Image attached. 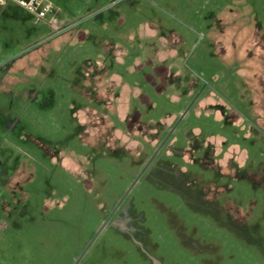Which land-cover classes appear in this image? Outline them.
<instances>
[{
	"label": "rangeland",
	"instance_id": "374dc122",
	"mask_svg": "<svg viewBox=\"0 0 264 264\" xmlns=\"http://www.w3.org/2000/svg\"><path fill=\"white\" fill-rule=\"evenodd\" d=\"M50 1L0 6V264H264V0Z\"/></svg>",
	"mask_w": 264,
	"mask_h": 264
},
{
	"label": "built area",
	"instance_id": "2783aa9c",
	"mask_svg": "<svg viewBox=\"0 0 264 264\" xmlns=\"http://www.w3.org/2000/svg\"><path fill=\"white\" fill-rule=\"evenodd\" d=\"M9 1H14L26 10L34 13L38 19L37 23L39 20L48 18L50 14L56 12L55 5L50 0H0V6L6 5ZM49 23L60 33L65 30L66 24L62 23L60 19L54 15L51 16Z\"/></svg>",
	"mask_w": 264,
	"mask_h": 264
},
{
	"label": "water",
	"instance_id": "95a60500",
	"mask_svg": "<svg viewBox=\"0 0 264 264\" xmlns=\"http://www.w3.org/2000/svg\"><path fill=\"white\" fill-rule=\"evenodd\" d=\"M190 110V107L188 109H186V111L180 116V118L178 119V121L176 122V124L173 126L172 130L169 132V134L167 135V137L163 140V142L161 143V145L159 146V148L156 150L155 154L151 157L150 161L148 162V164L146 165V168L144 171H146L149 166L151 165V163L153 162L154 158L158 155V153L160 152V150L162 149V147L165 145V143L167 142V140L170 138V136L173 134V132L175 131V129L178 127V125L180 124V122L183 120V118L186 116V114L188 113V111ZM144 171L139 175V177L136 179L135 183L133 184V186L130 188V190L128 191V193L132 190V188L135 186V184L138 182V180L141 178V176L143 175ZM120 205V204H119ZM119 205L117 206L116 210L118 209ZM115 210V211H116ZM109 220H107L103 226L101 227L100 231L98 232L97 236L100 234V232L106 227V225L108 224ZM97 236L95 237V239L97 238ZM95 239L92 241V243L95 241ZM91 243V244H92Z\"/></svg>",
	"mask_w": 264,
	"mask_h": 264
},
{
	"label": "trees",
	"instance_id": "16d2710c",
	"mask_svg": "<svg viewBox=\"0 0 264 264\" xmlns=\"http://www.w3.org/2000/svg\"><path fill=\"white\" fill-rule=\"evenodd\" d=\"M13 60H14V59H13ZM8 63H10V62H8ZM162 142H163V140H162ZM152 163H153V162H152ZM152 163H151V164H152ZM150 166H151V165H150Z\"/></svg>",
	"mask_w": 264,
	"mask_h": 264
}]
</instances>
